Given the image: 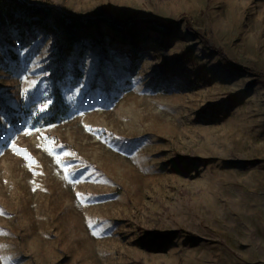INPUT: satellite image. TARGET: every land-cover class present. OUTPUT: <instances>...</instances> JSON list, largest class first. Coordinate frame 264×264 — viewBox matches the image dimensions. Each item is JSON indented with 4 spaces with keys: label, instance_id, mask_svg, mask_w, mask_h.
I'll return each mask as SVG.
<instances>
[{
    "label": "rangeland",
    "instance_id": "rangeland-1",
    "mask_svg": "<svg viewBox=\"0 0 264 264\" xmlns=\"http://www.w3.org/2000/svg\"><path fill=\"white\" fill-rule=\"evenodd\" d=\"M23 1L143 23L0 0V264H264V0Z\"/></svg>",
    "mask_w": 264,
    "mask_h": 264
},
{
    "label": "trees",
    "instance_id": "trees-1",
    "mask_svg": "<svg viewBox=\"0 0 264 264\" xmlns=\"http://www.w3.org/2000/svg\"><path fill=\"white\" fill-rule=\"evenodd\" d=\"M18 6L20 7L19 17H17V21L22 20L23 23L30 21L28 25L32 26L35 21H32L34 18H38V20H43V25L46 27L49 23V18L55 17V23L54 26L55 30L57 32H65L68 36V44L72 45V47H77V50L80 45L83 44L81 38L88 35L90 33V30L92 28L100 29V24L104 23L107 26H110L115 31H132L135 28H137L140 24L143 22L141 19H132L127 20L124 22H119L116 20L111 19H102V18H96V19H82L79 17H73L67 13H62L58 11L57 9L51 8L47 5H40V4H29L23 0H17ZM11 12V11H10ZM13 18V16H12ZM1 20V15H0ZM148 22L154 23L157 27H159L161 30L166 29L167 35L171 32L172 28L177 26L180 21H171L169 23H159L155 22L153 20H150ZM187 30L190 34L194 35L195 37L199 38L210 50L214 51L215 53L219 54L218 51L208 45V42L196 31L192 29L191 26L187 25ZM74 40V41H73ZM135 42V38H132ZM136 43H134L135 48ZM69 48V47H68ZM136 49V48H135ZM220 55L225 58V56L220 52ZM226 59V58H225ZM227 60V59H226ZM228 61V60H227ZM230 66L239 71L244 73H252L255 74V72L249 68L239 66L233 62L228 61ZM261 76V75H260ZM263 76V75H262ZM54 96V105L51 107V109L45 113L46 115L42 116L41 118H37L34 120V122H41L43 125H53L60 123L63 121L68 114L70 113V108L68 103L65 101L62 93L55 89L53 92ZM7 114H9L11 122L15 123V121H18V119L15 116V110L10 109L9 107H6Z\"/></svg>",
    "mask_w": 264,
    "mask_h": 264
},
{
    "label": "snow or ice",
    "instance_id": "snow-or-ice-1",
    "mask_svg": "<svg viewBox=\"0 0 264 264\" xmlns=\"http://www.w3.org/2000/svg\"><path fill=\"white\" fill-rule=\"evenodd\" d=\"M15 148V146H13ZM18 155H22L23 158L29 163L30 167L34 166L36 164V161L30 157V155L27 152H20L19 150H16ZM33 175H37L35 171H33ZM34 183V181H33ZM35 190V189H34ZM79 196V194H77ZM6 264L8 262L6 261Z\"/></svg>",
    "mask_w": 264,
    "mask_h": 264
}]
</instances>
